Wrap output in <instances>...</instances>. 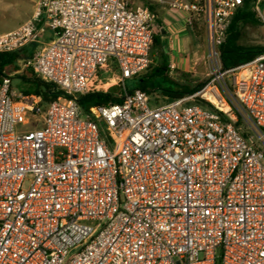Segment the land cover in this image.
Returning a JSON list of instances; mask_svg holds the SVG:
<instances>
[{"label":"built area","instance_id":"obj_1","mask_svg":"<svg viewBox=\"0 0 264 264\" xmlns=\"http://www.w3.org/2000/svg\"><path fill=\"white\" fill-rule=\"evenodd\" d=\"M148 1L201 25L212 61L198 91L162 105L124 85L151 63L157 18L140 4L36 0L0 34V54L38 45L23 65L58 92L43 103L0 79V264H264V53L220 63L243 0ZM113 85L102 137L78 98Z\"/></svg>","mask_w":264,"mask_h":264},{"label":"trees","instance_id":"obj_2","mask_svg":"<svg viewBox=\"0 0 264 264\" xmlns=\"http://www.w3.org/2000/svg\"><path fill=\"white\" fill-rule=\"evenodd\" d=\"M130 4L142 5L154 13L155 6L148 0H130ZM253 0H243L233 16L224 44L220 47L221 70H229L248 62L264 53V46H247L242 42L244 29L248 26L258 25L259 19L253 9ZM263 7V5H261ZM262 11L264 9L261 8ZM195 27L193 28L194 32ZM195 33V32H194ZM159 50L161 61L159 65L153 67L151 72L145 76L136 77V88L148 92H155L165 96L168 100L179 99L184 95L192 94L198 91L205 81L191 86L189 75L180 74L183 82H177L168 74L167 61L161 43L153 35L150 51ZM149 51V55H150ZM19 59L18 53L0 54V77L6 67L12 66ZM28 84L33 87V92L39 96L43 103H50L58 97V92L52 91L51 86L40 81L38 78L28 80ZM230 88V87H229ZM130 91V90H129ZM122 91L118 85L110 86L106 92H93L78 98V105L84 115L96 123L101 136L106 137L104 123L97 113V108L109 104L120 103Z\"/></svg>","mask_w":264,"mask_h":264},{"label":"rangeland","instance_id":"obj_3","mask_svg":"<svg viewBox=\"0 0 264 264\" xmlns=\"http://www.w3.org/2000/svg\"><path fill=\"white\" fill-rule=\"evenodd\" d=\"M36 0H0V34L11 31L17 28L20 24H22L27 18L31 16L34 10ZM264 9V4L263 7ZM263 18L258 17L259 24L248 26L244 29L242 42L247 46H264V11H262ZM194 39L188 43V41L179 42L183 45L184 48H190L191 50H196V57L192 62L195 63L193 74L189 75L190 85L194 86L202 81L207 80L210 73H212V61L207 56V47L206 42L204 41V31L201 25L195 26L194 29ZM175 42V41H174ZM177 42V43H179ZM176 46H178V44ZM172 48L169 52V56L172 55ZM167 55H165L166 57ZM150 59L151 63L148 68L140 75L145 76L148 75L154 66L159 65L161 61L159 50L150 51ZM192 57L189 56V60ZM22 63H18L16 67H13L10 71H7L5 74L8 76L11 88L14 92L25 95L27 92H33V87L31 85L23 82L22 79L16 78L20 74H13V70L21 69ZM101 76L108 78L107 82L112 83V75L108 73H101ZM170 77L175 81H180L181 77L179 73L170 74ZM226 80V78H225ZM183 81V80H182ZM124 85L128 90H132L136 88L137 81L135 79H127L124 81ZM148 98L151 106L162 105L167 103L169 100L155 92H148ZM36 125L29 123L25 126L19 128V130L28 133L35 129Z\"/></svg>","mask_w":264,"mask_h":264},{"label":"crops","instance_id":"obj_4","mask_svg":"<svg viewBox=\"0 0 264 264\" xmlns=\"http://www.w3.org/2000/svg\"><path fill=\"white\" fill-rule=\"evenodd\" d=\"M154 14L157 18V26L154 35L161 43L164 53L167 55V65L169 63H173L176 67V73L193 74V67L195 66V63L192 61L196 57V50H191L187 47L184 48L183 45L179 42L181 39H183L182 41H188V43L192 41L194 39L193 30L183 26L181 15L170 12L165 8L155 6ZM51 37L52 35L47 33L42 38V41L47 42ZM175 43H177L178 46H176ZM171 45L173 46L171 51L172 55L169 56ZM37 48L38 45L36 44L27 45L21 52L18 53L19 59L12 66H8L5 68V70L3 71V76L8 77L5 73L7 71H10L13 67H16L18 63H22V68L13 70L11 75L16 73L20 74L16 78L22 79L23 82L26 84H28L29 79L36 78V76L32 73L29 68L24 67L23 62L27 58L32 56V54L36 51ZM189 56L192 57L191 60H189ZM1 78L2 76L0 77V79ZM178 82H183L182 78Z\"/></svg>","mask_w":264,"mask_h":264}]
</instances>
